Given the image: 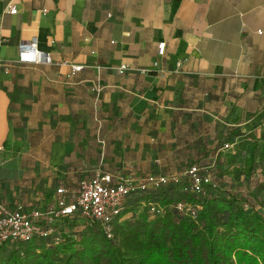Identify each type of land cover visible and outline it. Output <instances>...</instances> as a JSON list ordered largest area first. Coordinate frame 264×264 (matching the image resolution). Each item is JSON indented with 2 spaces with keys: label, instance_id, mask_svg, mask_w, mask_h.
I'll return each mask as SVG.
<instances>
[{
  "label": "crops",
  "instance_id": "crops-1",
  "mask_svg": "<svg viewBox=\"0 0 264 264\" xmlns=\"http://www.w3.org/2000/svg\"><path fill=\"white\" fill-rule=\"evenodd\" d=\"M259 31L264 0H0V205L45 210L98 171L178 173L264 144ZM34 38L51 63L18 62Z\"/></svg>",
  "mask_w": 264,
  "mask_h": 264
},
{
  "label": "trees",
  "instance_id": "trees-1",
  "mask_svg": "<svg viewBox=\"0 0 264 264\" xmlns=\"http://www.w3.org/2000/svg\"><path fill=\"white\" fill-rule=\"evenodd\" d=\"M99 143L104 146L103 140ZM227 155L231 163L243 159L246 197L222 191L224 154L215 161L194 162L178 173L141 174L130 169L112 175L132 176L138 182L166 177L168 182L129 195L111 224L112 237L99 222L77 211L56 224L59 244L38 239L1 246L0 264H264L263 186L252 187L259 166H264V144L254 142L245 153L236 148ZM193 167L211 179L203 194L192 190ZM180 203L191 206L195 216L180 211ZM80 225L84 229L76 235ZM14 245L18 248L10 250Z\"/></svg>",
  "mask_w": 264,
  "mask_h": 264
},
{
  "label": "built area",
  "instance_id": "built-area-1",
  "mask_svg": "<svg viewBox=\"0 0 264 264\" xmlns=\"http://www.w3.org/2000/svg\"><path fill=\"white\" fill-rule=\"evenodd\" d=\"M6 12L16 15L18 10L16 6L9 5ZM258 34L263 35L264 32L259 31ZM37 44V39L34 38L31 42L18 47V62L20 64L47 65L51 63L49 54L40 51ZM164 51L165 44H161L159 54L163 55ZM120 69L123 72L127 66H121ZM81 70V66L73 67L75 73ZM230 148L229 145L225 146V149ZM189 175L192 179V190L197 194H203L204 186L211 184V179L201 176L200 169L197 167H193L189 171ZM167 182L166 177L150 176L146 180L138 182L132 176L115 178L112 174L98 171L95 176L80 183L74 202L67 201V191L64 188L58 189L57 193L60 197L56 205L50 207L46 212L10 210L0 205V247L38 239H52L54 244H59L60 238L57 235L56 224L77 211L88 220L99 222L105 233L112 237L111 224L121 214L129 195L136 190L144 191L149 186L159 187ZM177 207L180 211H187L193 216L196 214L191 206L183 203L178 204ZM152 211L158 213L156 208H153Z\"/></svg>",
  "mask_w": 264,
  "mask_h": 264
},
{
  "label": "rangeland",
  "instance_id": "rangeland-1",
  "mask_svg": "<svg viewBox=\"0 0 264 264\" xmlns=\"http://www.w3.org/2000/svg\"><path fill=\"white\" fill-rule=\"evenodd\" d=\"M228 150V149H226ZM228 153L224 154L223 161L225 162L224 166L222 167V173H223V183H222V191L229 192L233 195H239V196H248V190L244 179V163L243 159H236L233 163L229 160V157L227 155ZM239 170V172L236 173L235 170ZM253 184L254 186H263L262 190L260 192L262 201L264 203V166L260 165L255 177L253 178ZM84 227L83 225H80L76 230V235H79L83 231ZM12 247V248H11ZM14 247V248H13ZM11 249L18 248V245L10 246Z\"/></svg>",
  "mask_w": 264,
  "mask_h": 264
}]
</instances>
